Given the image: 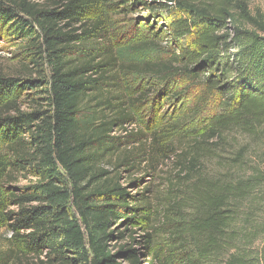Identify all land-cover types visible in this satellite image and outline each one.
<instances>
[{"label":"trees","instance_id":"16d2710c","mask_svg":"<svg viewBox=\"0 0 264 264\" xmlns=\"http://www.w3.org/2000/svg\"><path fill=\"white\" fill-rule=\"evenodd\" d=\"M139 8L165 27L117 36ZM0 40L19 45L0 64V264H259L243 227L264 173L238 137L264 132V25L246 0H0ZM165 158L154 228V191L121 176Z\"/></svg>","mask_w":264,"mask_h":264},{"label":"rangeland","instance_id":"374dc122","mask_svg":"<svg viewBox=\"0 0 264 264\" xmlns=\"http://www.w3.org/2000/svg\"><path fill=\"white\" fill-rule=\"evenodd\" d=\"M248 3V9L251 17H253L256 22H260L264 25V0H246ZM149 15L148 10L143 8L137 9L134 14L128 15L127 19L125 17L118 18L115 22L117 36H132L133 34L138 36H147L152 33H158L159 30H162L165 27V22L156 23L158 27L155 30L148 29V22L146 21L147 16ZM167 18V16L165 15ZM159 27H161L159 29ZM246 28L249 30H255V27L252 24H246ZM167 32V29L164 28ZM113 35V34H112ZM116 37V35H113ZM161 39H164V45L168 47L170 45V39L165 35H160ZM182 44V42H181ZM18 43L15 40H0V64L2 66L12 65V67H16L18 65V57L16 56V51L18 49ZM25 94V93H24ZM190 99H182L178 98L176 101L171 104L165 103L163 105V110L158 112L161 114L162 123L167 127H174V123L183 120V116L185 113L186 107L191 104ZM160 109V108H159ZM145 109L142 110V114ZM167 113V115H165ZM201 120L198 119L196 122H191L189 124L187 132H192L196 128L202 126ZM152 126V125H151ZM159 127V125H157ZM157 126H154V130L157 129ZM162 126L159 127V129ZM173 132L169 133L172 134ZM169 136L170 142H173V137ZM169 142V143H170ZM238 146L245 147L246 149V157L247 162L250 167L258 168L259 171L264 173V132L257 138H249L245 136L238 137ZM169 159H172L170 154H167ZM171 166L170 162L165 158L163 160L162 167L156 173L149 174L147 171L138 172L135 175H132L129 172H124L121 176L123 180L124 186L127 188L128 193L131 195H138L144 191L151 193L154 191L156 199L154 201L155 212L150 217L152 221V227L156 228L160 223L157 217L158 205L163 201L164 197L167 193V184L165 182L166 177L170 174ZM128 178V179H127ZM26 183V182H24ZM148 189V190H147ZM256 202L252 204L250 207V213L248 214L249 219L245 220V224L243 227V231L249 236L252 237V245L249 247L250 250H253L259 256L260 262L259 264H264V189L256 194ZM1 231L0 233H4ZM137 234H135L134 238L137 241L142 240L143 236L146 234L145 231H142L141 228H137ZM130 239L121 242L119 240H115L110 243L111 251L113 254H116L121 247L125 245V243H130ZM133 247L139 248L141 252H145V247L140 246L138 243H133ZM166 251H161V255L165 256ZM70 258H75L74 254H69ZM20 264H41L39 260L34 257H29L20 261Z\"/></svg>","mask_w":264,"mask_h":264}]
</instances>
